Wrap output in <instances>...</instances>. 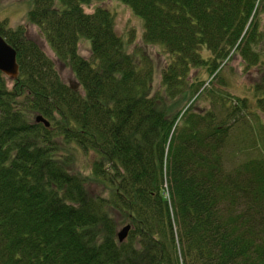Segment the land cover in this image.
<instances>
[{
	"label": "trees",
	"instance_id": "trees-1",
	"mask_svg": "<svg viewBox=\"0 0 264 264\" xmlns=\"http://www.w3.org/2000/svg\"><path fill=\"white\" fill-rule=\"evenodd\" d=\"M30 1L27 22L77 86L0 21L18 64L15 79L0 72V264H264V75L247 119L246 100L216 87L234 53L246 69L262 59L264 0H111L142 21L131 54L111 11L84 10L108 0ZM65 150L88 156L92 180Z\"/></svg>",
	"mask_w": 264,
	"mask_h": 264
},
{
	"label": "rangeland",
	"instance_id": "rangeland-1",
	"mask_svg": "<svg viewBox=\"0 0 264 264\" xmlns=\"http://www.w3.org/2000/svg\"><path fill=\"white\" fill-rule=\"evenodd\" d=\"M98 5H101L102 7L107 8L109 11H111L113 14V30L114 33L121 37V39L126 43L127 45V51L129 54L132 53L135 49L141 48V37L143 33V24L139 17H135L131 10L125 6L124 4L117 2V1H111L108 0L103 4H97L96 2H93L92 4L87 5L84 7V10L86 13H92L94 8ZM31 6L30 0H0V21H6V24L8 27L16 28L19 26H25V29L27 31L28 36L31 38H34L38 40L44 50V52L48 55L49 59L54 61L56 70L61 75L62 80L69 85H75L77 86L76 79L74 78L73 73L71 70L65 66L64 64L57 61V59L54 57V54L50 50L49 46L47 45L46 41L42 38L41 35H39V32L36 30V27L31 25L27 22V12L29 7ZM257 5H255L256 8ZM254 11H252L250 18H253L256 14ZM257 18H259V25L260 28H262V23L264 24V13L258 12L256 14ZM87 43L88 47L89 41L87 39L82 38L79 42ZM262 59L259 60V63L252 67V68H245V64L243 62V59L237 54L234 53L231 55V57L222 64L221 71L219 72V79L217 81H222L226 84V86H221L219 83L216 85V87L219 89V87L224 88L220 89L223 94L228 93L231 96L232 100H235L236 98H239L238 100H246V108H242L240 110L241 117H244L247 119L248 114L245 116L246 113L251 111L250 113L256 112L257 106L256 101L254 102V96L256 95V92H254V87L259 85L261 82V77L264 75V41L262 40ZM156 47V48H155ZM153 47L154 49H158V46ZM89 51V48H88ZM146 51V50H145ZM154 52H158L157 50H152ZM87 53L85 45L79 46V54L81 53ZM150 52V49L147 51ZM86 56V55H82ZM155 57V67L156 71L158 72L161 64V60L158 59V57ZM263 60V61H262ZM139 63V61L137 62ZM137 63L134 64L137 66ZM197 72L196 70H194ZM196 75V74H195ZM201 79V83L208 81L209 77L202 73L198 76ZM214 78V76H213ZM212 79V77H211ZM160 85V78L158 75L153 80V88L158 89ZM207 83L205 84V86ZM213 91V89L211 90ZM260 94H257L259 98L263 99V97L259 96ZM181 99V106L186 105L185 108L189 105L205 109L207 103L203 100H200L199 97L193 96L188 97L186 94L182 95ZM239 102L231 101L232 105H237ZM248 110V111H247ZM259 114V113H258ZM260 115V114H259ZM261 118L264 121V115H260ZM251 118V116H249ZM58 121H55V124ZM54 124V126H55ZM59 124V123H58ZM60 128V124L58 125ZM55 129V128H53ZM55 141H58V139H55ZM68 147V145L63 144L62 148ZM70 147L72 145H69ZM65 155H68L70 161H69V169L75 173H81L84 175H87L88 179L92 180V176L90 174V170L88 171L85 167L89 168V158L88 156H85L82 152L76 151L74 155L70 156L68 152L65 150ZM86 169V170H85ZM89 180V181H90ZM86 190L90 193H102L103 197L107 198L108 194L107 191L102 188V184L96 183V182H88L86 184ZM126 225H119L117 232L119 233L123 227ZM87 239V238H86ZM88 240V239H87Z\"/></svg>",
	"mask_w": 264,
	"mask_h": 264
},
{
	"label": "water",
	"instance_id": "water-1",
	"mask_svg": "<svg viewBox=\"0 0 264 264\" xmlns=\"http://www.w3.org/2000/svg\"><path fill=\"white\" fill-rule=\"evenodd\" d=\"M0 72L11 79L18 76V64L16 62L15 51L0 36ZM36 121L44 122L41 116ZM128 227L124 228L119 234L118 239L122 241L126 236Z\"/></svg>",
	"mask_w": 264,
	"mask_h": 264
},
{
	"label": "bare ground",
	"instance_id": "bare-ground-1",
	"mask_svg": "<svg viewBox=\"0 0 264 264\" xmlns=\"http://www.w3.org/2000/svg\"><path fill=\"white\" fill-rule=\"evenodd\" d=\"M37 117H38V116H37ZM37 117H36V118H37ZM43 120H44V122H42V123L45 124L46 126H48L49 123L47 122V120L44 119V118H43ZM38 122H40V121H38ZM126 227H128V229H129V226H125V227H123V228L121 229V231H122L124 228H126ZM128 229H127V230H128ZM121 231H120V232H121ZM120 232H119V233H120ZM119 233H117V236H118ZM126 233H127V231H126Z\"/></svg>",
	"mask_w": 264,
	"mask_h": 264
}]
</instances>
